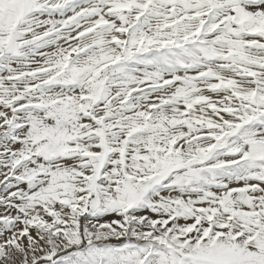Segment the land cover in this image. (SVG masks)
<instances>
[{"label":"snow or ice","instance_id":"1","mask_svg":"<svg viewBox=\"0 0 264 264\" xmlns=\"http://www.w3.org/2000/svg\"><path fill=\"white\" fill-rule=\"evenodd\" d=\"M0 264H264V0H0Z\"/></svg>","mask_w":264,"mask_h":264}]
</instances>
